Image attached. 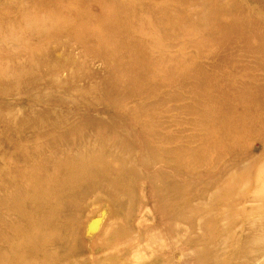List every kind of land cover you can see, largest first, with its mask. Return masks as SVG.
<instances>
[{
    "label": "rangeland",
    "instance_id": "374dc122",
    "mask_svg": "<svg viewBox=\"0 0 264 264\" xmlns=\"http://www.w3.org/2000/svg\"><path fill=\"white\" fill-rule=\"evenodd\" d=\"M0 264H264V0H0Z\"/></svg>",
    "mask_w": 264,
    "mask_h": 264
},
{
    "label": "bare ground",
    "instance_id": "6f19581e",
    "mask_svg": "<svg viewBox=\"0 0 264 264\" xmlns=\"http://www.w3.org/2000/svg\"><path fill=\"white\" fill-rule=\"evenodd\" d=\"M12 255H14V254H12ZM12 255H10V256H12ZM10 262H12V260H9V263H10Z\"/></svg>",
    "mask_w": 264,
    "mask_h": 264
}]
</instances>
